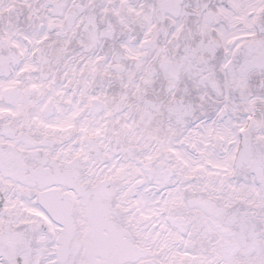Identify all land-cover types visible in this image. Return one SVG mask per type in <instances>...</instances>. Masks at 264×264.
<instances>
[{
    "label": "snow or ice",
    "instance_id": "1",
    "mask_svg": "<svg viewBox=\"0 0 264 264\" xmlns=\"http://www.w3.org/2000/svg\"><path fill=\"white\" fill-rule=\"evenodd\" d=\"M0 264H264V0H0Z\"/></svg>",
    "mask_w": 264,
    "mask_h": 264
}]
</instances>
